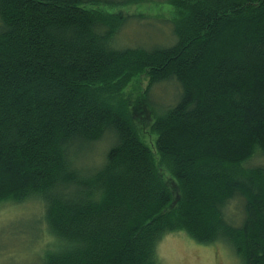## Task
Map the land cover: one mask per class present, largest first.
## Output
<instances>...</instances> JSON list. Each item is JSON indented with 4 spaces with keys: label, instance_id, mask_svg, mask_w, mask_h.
Listing matches in <instances>:
<instances>
[{
    "label": "trees",
    "instance_id": "trees-1",
    "mask_svg": "<svg viewBox=\"0 0 264 264\" xmlns=\"http://www.w3.org/2000/svg\"><path fill=\"white\" fill-rule=\"evenodd\" d=\"M142 1L0 0V202L42 205L43 264H159L174 230L264 264V0H161L169 19L98 7ZM142 72L153 111L154 85L179 87L155 153L123 98Z\"/></svg>",
    "mask_w": 264,
    "mask_h": 264
},
{
    "label": "rangeland",
    "instance_id": "rangeland-1",
    "mask_svg": "<svg viewBox=\"0 0 264 264\" xmlns=\"http://www.w3.org/2000/svg\"><path fill=\"white\" fill-rule=\"evenodd\" d=\"M98 7L119 15L139 13L165 19L177 15V10L172 4L161 0H146L120 6L100 4ZM165 29V33L168 34L166 27ZM147 82L148 75L145 72L137 74L124 88L123 98L127 102L139 136L155 153V134L151 131L150 125L156 114L174 103L179 87L173 80L154 85L149 93L153 111L144 98ZM99 154L96 147L95 149L92 147L82 150L79 157L84 159L83 163L93 157V160L100 162L104 154L100 152ZM259 158L264 160V157ZM160 172L177 198L174 179L167 171L160 169ZM172 203L169 206L174 207L176 200ZM42 210V205L35 198L21 202L10 200L0 202V264H43L42 256L50 244L52 235L47 232L41 217ZM157 255L159 264H240L238 257L227 245L198 243L182 230L165 233L157 244Z\"/></svg>",
    "mask_w": 264,
    "mask_h": 264
}]
</instances>
